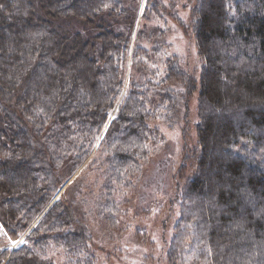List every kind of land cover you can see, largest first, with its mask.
Segmentation results:
<instances>
[{"label":"trees","instance_id":"16d2710c","mask_svg":"<svg viewBox=\"0 0 264 264\" xmlns=\"http://www.w3.org/2000/svg\"><path fill=\"white\" fill-rule=\"evenodd\" d=\"M138 1L0 0V225L11 240L25 235L0 264H50L51 249L69 264H96L92 214L116 224L120 189L164 140L152 121H187L182 103L194 91L186 153L195 165L174 180L164 258L264 264V0H147L146 21L185 2L186 21L169 17L195 42L194 70L166 55L165 32L157 43L148 29L133 38ZM133 46L132 61L152 53L164 74L136 61L128 76ZM88 159L102 181L91 209L83 185L54 201Z\"/></svg>","mask_w":264,"mask_h":264},{"label":"rangeland","instance_id":"374dc122","mask_svg":"<svg viewBox=\"0 0 264 264\" xmlns=\"http://www.w3.org/2000/svg\"><path fill=\"white\" fill-rule=\"evenodd\" d=\"M146 1H138L133 38L136 37L137 31L145 29L147 33L148 29L152 34V43H157L160 38H157L159 33L165 32L162 40L170 46L166 52L169 58L175 55L182 59L183 70H194L201 67L202 63L191 35L176 23L174 17H169L170 14H176L178 18L186 21L189 8L185 7V2H179L173 8L174 10L170 9L166 2L164 5L166 12L163 14L162 21L149 19L147 18L148 14L145 18L149 21H146L144 19ZM70 25V23L63 24V26ZM154 45L140 43V46L147 50H151ZM133 54L136 56L135 46H133L130 59L126 63L128 76L131 72L135 73L134 76L137 74V68H133L136 61L144 62L147 70L154 68L153 71L158 70L160 75L164 74V68L158 59L161 57L150 53L149 60L139 55L132 61ZM128 81H126V86ZM197 102V91L189 93L187 98L184 96L181 109L182 113L185 112L187 115V121L183 122L179 118L173 126L152 121V126L158 128L164 140L147 158V162L143 166L142 177L139 180H136V177L132 178V186L120 189L119 212L114 218L116 224L105 219L102 220L96 213L92 214L90 224L93 234L92 248L97 258L96 264H168L164 258L167 245V243L164 244V241L166 239L170 241L173 232L172 228L168 226H165L163 230L162 221L166 219L168 213V200L172 195L174 180L183 184V179L189 176L195 165L194 159L189 157L186 151L191 147L190 144L196 141V130L193 123L197 118ZM97 145L98 143L95 148ZM88 160L69 177L66 184L55 195L54 201L62 199L65 194L71 196L72 190L80 193L79 185H83V193L88 198L83 209H91V201L95 204V199L101 194L102 181L97 173L99 172L98 168L90 166L91 160ZM69 188L71 191L67 190ZM77 208L80 214L82 207ZM24 238L25 235L17 240H11L0 225V251L12 252L25 243ZM46 259L50 264H69L66 252L59 249L48 251Z\"/></svg>","mask_w":264,"mask_h":264}]
</instances>
